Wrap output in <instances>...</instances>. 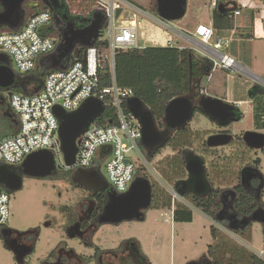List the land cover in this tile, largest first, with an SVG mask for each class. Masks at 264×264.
I'll use <instances>...</instances> for the list:
<instances>
[{
    "label": "built area",
    "instance_id": "1",
    "mask_svg": "<svg viewBox=\"0 0 264 264\" xmlns=\"http://www.w3.org/2000/svg\"><path fill=\"white\" fill-rule=\"evenodd\" d=\"M99 7L106 26L97 41H106L108 46L99 49L86 48L82 61L67 63L66 66L52 68L45 77L39 91L32 94H13L9 98V108L18 119L16 132L0 137V165L18 167L25 158L38 150H48L53 154L57 171L80 169H98L104 166L108 186L117 194L128 191L136 178L137 166L130 153L135 151L139 158L141 129L137 119L123 108V103L132 97L131 89L117 86L114 77V57L118 51L140 48L138 45L137 15H143L159 25H164L156 14L141 10L130 0H94ZM217 0H210L216 8ZM129 11H128V10ZM119 10V14L116 11ZM127 10V12H124ZM234 16L240 12L235 10ZM48 11L34 13L23 25L10 33L0 34V51L10 60L18 73L30 75L39 60L53 51L56 44L53 37L44 36L42 27L48 25ZM197 39H193L194 37ZM191 43L195 51L207 57L213 68L233 73L247 74L236 60L220 50L224 40L215 36L212 26L198 25L194 34H182ZM96 41V42H97ZM166 46H172L170 41ZM55 65V64H54ZM107 68L111 83L101 85L102 72ZM264 85V82L261 83ZM100 100L106 107H112L115 121L103 123L94 119L86 131L80 135L74 163L68 166L64 162L58 138V119L54 108L59 107L70 113L76 111L88 98ZM105 112V111H104ZM147 161V160H146ZM10 217V192L0 186V236Z\"/></svg>",
    "mask_w": 264,
    "mask_h": 264
},
{
    "label": "rangeland",
    "instance_id": "2",
    "mask_svg": "<svg viewBox=\"0 0 264 264\" xmlns=\"http://www.w3.org/2000/svg\"><path fill=\"white\" fill-rule=\"evenodd\" d=\"M28 1L36 2V0ZM91 1L92 0H85V2H82V0H73L69 1V4L75 15L80 13L82 15H91L94 10H99V7ZM130 1L139 6L141 10H144L145 12L150 13L151 16H154L151 14V12L155 13V4H153L154 0ZM233 1L236 5H240L239 2L243 0H237V2L235 0ZM250 1L257 6H253V11L255 12L254 17L258 19L260 16L264 15V0ZM205 2H207V0H187V11L185 16L181 20L167 23V25L174 30L176 29L181 32L182 30H185V32L193 33L198 24H203L202 18L207 20L210 17L208 12H206L203 17H200V12L205 9L203 6L198 9V3L203 5ZM28 3L29 2H27V5ZM25 4L23 3L22 8L27 10L28 8H26ZM40 8L38 10H41ZM127 10H124V12H127ZM239 12V17L233 18V24L236 25L244 20L246 21L245 25H247L249 17L246 13L249 11L240 9ZM136 21L139 27L138 45L140 48L147 46H161L163 44L165 45L164 40L167 38L173 42V46L179 47L180 45H186L191 48H195L183 37L179 38L173 31L165 29L162 25H158L152 20V18L149 19L138 14ZM48 26H50V23L43 26L41 30L48 28ZM10 30H12L10 27H6L4 32L6 33ZM185 32L183 31L182 33ZM150 34H152V36ZM155 34H159L160 36L158 37ZM58 35L59 33L53 35L56 46L61 38L60 35ZM193 39L197 38L194 37ZM262 46L263 44L261 47ZM229 47L230 46L224 45L220 51L224 54H229ZM250 47L252 48V46L249 45H242L240 47V52L246 51L247 53ZM257 50H259V54L251 55L249 51L247 56L256 62L261 63L264 67V51L260 50L258 47ZM0 53L4 54L3 51H0ZM195 53L202 56L199 52ZM236 62L249 69L260 79L264 80V72L259 73L255 69L246 67L240 62V60H237ZM35 63V68L39 67L38 58ZM11 66L15 72L18 73L14 65ZM217 74L218 75L207 79V81L204 80L208 83V87H206L208 93L213 95L218 94V96L223 97L224 91L221 92L219 90L217 92V90H214L215 81L216 83H221V81L223 82V79L226 78V74H231L233 79H228L229 83H232L233 81V91L236 94L233 98L230 97V100L239 99L243 102H247L245 96L243 95V91L251 85L252 82L250 80H247L243 74H240V72L230 73L219 69ZM260 85L264 87V85ZM0 93H2L5 99L9 101L5 90H2ZM247 103H244V105H248ZM244 105L241 106V108L243 107L246 110L245 117L242 121L233 123L231 126L233 129L239 127V133L246 128L250 129L252 122V108L244 107ZM197 120L200 121V129L205 130L211 127L210 122L206 118L196 114L190 122L191 129H197L195 126V122ZM139 148L143 155V160L138 157L135 151L130 153L132 158L135 160L134 162L139 170V173L145 174L146 177H149L151 181L153 180L161 187L164 181L159 176L160 173L157 171V164L166 156L175 155L176 152H173L170 147H167L162 149L160 154H157L156 156H148L141 145H139ZM225 151L228 152L229 149H225ZM261 158V171L264 174V156H261ZM146 159H150L151 161L148 163ZM204 160L208 163L209 158L206 157ZM100 172L106 179L103 165L100 168ZM69 175V172L57 171L56 175L46 178L24 177L21 189L10 192V217L7 227L10 230H15L17 233L27 238V240H32L35 243L33 253L28 257L27 263L40 264V262L46 259L50 253L55 254L57 252L56 248L59 244H61L62 248H72L76 250V253H80L81 256L83 255V257H86L85 253L87 252V248L85 249V246L79 240L71 239L69 236L70 233L66 232V227L63 223L65 215L66 217H70L76 214L77 211H75V207L76 210H78L77 206L81 202V199L87 195L85 190L76 187L71 181H69ZM167 190L170 191V188H167ZM262 201L264 202V197L262 198ZM79 210H82V208L80 207ZM191 212V223H175L171 219V210H163V212L146 210L144 212V220L123 221L117 224H99L101 227L95 234L94 240L100 247L108 248L113 242L121 244V241L123 240L133 239L139 243L143 254L151 264H186L192 260L199 261L200 257L206 254L208 246L213 245L214 241H212L210 236V223L204 220L199 211L191 209ZM214 227L221 234H223V236L231 239V241L236 245H241L252 253L259 254L261 252L264 260V240L262 239L261 229L258 225L253 224L250 232L245 235L248 240H242L241 237L229 233L227 230L218 225ZM0 264H19L13 258L7 248L5 240L1 236Z\"/></svg>",
    "mask_w": 264,
    "mask_h": 264
},
{
    "label": "flooded vegetation",
    "instance_id": "3",
    "mask_svg": "<svg viewBox=\"0 0 264 264\" xmlns=\"http://www.w3.org/2000/svg\"><path fill=\"white\" fill-rule=\"evenodd\" d=\"M38 1L49 6V23L53 24L60 37L62 33H69L73 29V22L66 20L63 15L62 17L56 9L50 6L47 0ZM27 2L30 3L28 0H25L23 3H26V8H29V3L27 5ZM76 48L77 46L74 47V51ZM55 54H57L58 57H64V48L62 46H55L52 52L43 57L41 67H45V69L50 68L49 62ZM193 59L195 61L194 74L190 76L188 92L182 96H190L192 99V118L196 114H199L210 122L211 127L205 130L200 129V121L198 120L195 122L196 130L191 129V121L187 124L185 128L191 130L193 135L191 145L185 147L181 152L185 173L182 174L181 178L173 180L172 183L167 182V180L164 181L161 188L171 197V211H174L177 206L176 204H182L190 209H195L202 214L204 220L208 221L210 225H218L229 233L241 237L242 240H248L245 235L250 232L252 225L256 224L260 227L261 236L264 240V202L262 201L264 197V174L261 171V156H264V87L260 84H256L260 79L259 77L247 71L245 67H242L247 74H240H243L247 80L252 82L251 85L243 91V95L248 103L239 99L230 100V97L233 98L236 93L229 89L228 86L230 83L227 82V79H223L224 86L222 81L218 83L220 85L219 89L214 86V90L224 91L223 97L218 96V94H210L207 92L206 88L208 87V83L204 80L207 81V79H209L212 74L211 72L215 70V68H213L211 61L205 56L196 55ZM0 60V62H4L5 57L0 55ZM191 67L190 65V69ZM233 84L232 81V87ZM204 96L217 98L224 103L233 105V111L238 120L227 122L229 118L225 116L222 108L215 109L214 113H216L217 116L213 119L205 115L198 104L199 99ZM244 103L248 105L245 106ZM243 105L244 107L252 108V122L250 129L246 128L239 133V127L233 129L231 126L233 123L242 121L245 117L246 110L243 107L241 108ZM162 129H164V124ZM175 132L176 131L172 132L170 136ZM246 133H251L247 139L252 145H249L248 142L244 140V134ZM225 149H229V151L226 152ZM189 152L200 157L204 162L205 180L208 189L205 190L204 193L199 191L198 195H194L187 191L183 192L181 189V183L189 178L186 169V156H188ZM206 157L209 158L208 163L204 160ZM256 161H259V166L254 164ZM68 172L70 174L68 177L69 181L76 187L85 190L87 195L81 199V202L77 206L78 210H76L75 207V211H77L76 214L73 213L75 219L69 221L67 219L68 217L65 215L63 223L66 227V232H73V237L85 245V241L91 240L101 227L97 222V216L99 215V213H97V205L99 204V199H102V195L105 197L106 201L105 192L100 191L106 179L101 172L100 174L102 177L97 178L92 176V173L87 172L86 169L77 168ZM24 177L26 176H23L22 180ZM148 180L151 185V180ZM108 188L110 187L108 186ZM167 188H170V191L167 190ZM246 196L250 197L255 205L254 209L248 214H244L238 208V204H242L243 198ZM196 200H200L204 206L213 211L212 215H205L197 209L193 203H190V201L199 203ZM80 207L82 210H79ZM147 210L152 209L148 208ZM153 211L163 212V210ZM144 219L145 218L142 220ZM248 226L250 229L245 234L243 233L244 236H242L244 228ZM1 237L5 240L8 250L17 263L30 264L27 263V259L34 250L35 243L32 240H27V238L23 237L15 230L6 232L5 229L2 231ZM56 250L57 252L55 254L50 253L40 264H84L90 260L89 257H83V255L77 254L72 248H62L61 244L58 245ZM98 254L97 258L102 260V264H151L143 254L139 243L133 239L123 240L118 248L102 250ZM254 254L262 258L261 252L259 254ZM198 262L199 264H208L202 260V257H200Z\"/></svg>",
    "mask_w": 264,
    "mask_h": 264
},
{
    "label": "trees",
    "instance_id": "4",
    "mask_svg": "<svg viewBox=\"0 0 264 264\" xmlns=\"http://www.w3.org/2000/svg\"><path fill=\"white\" fill-rule=\"evenodd\" d=\"M38 1V0H37ZM50 6L66 20L72 21L74 28L85 27L89 19L94 18L102 24L100 35L106 26V22L101 16L99 10H94L91 15H75L71 10L69 1L73 0H47ZM85 0H82V2ZM39 2L38 8L34 11L25 10V17L31 16L33 13H39L48 11L49 6ZM94 4L95 1L92 0ZM154 4V1H153ZM221 4L225 8L232 7V12H219L214 9L212 13V28L215 31H227L233 28V12L239 8L231 0H217V5ZM41 7V8H40ZM154 7V6H153ZM41 10H38V9ZM2 11L0 5V12ZM32 12V14H31ZM151 14H155L151 12ZM62 16V17H63ZM7 25H0V34L5 33L4 30ZM12 29V28H11ZM14 31L10 30V33ZM44 36L53 37L58 34L57 30L50 24L48 28L41 31ZM59 36V35H58ZM58 45V44H57ZM99 49L106 48L108 43L106 41H97L94 44ZM77 50L73 51L71 55H65L59 57L60 66H66L67 63H74L76 61H82L86 47L77 46ZM0 55H3L0 53ZM197 54L191 48H181L177 46H147L141 48L129 49L126 51H118L114 57V77L115 82L120 88H128L132 90V97L140 99L144 105L150 110L155 120V123L159 129H162V118L164 115V109L168 102L173 98L180 97L186 94L189 90L190 76L194 74L195 61L194 57ZM4 56V55H3ZM5 61H6V56ZM4 61V62H5ZM190 65L192 66L190 69ZM53 66V65H52ZM58 67V65H56ZM105 68L102 72L101 85L108 86L111 83L110 74ZM52 71V69L45 67L35 68L31 75H16L15 86L10 88L9 91L13 94H32L38 91L45 77ZM2 89H0V92ZM7 92V91H6ZM124 110L128 113L129 110L126 106V101L123 103ZM116 116L112 107H106L104 115L100 118L103 123L115 121ZM4 126L6 128L12 127L16 132L18 129V119L16 115L10 110L9 103L5 99L2 93H0V129ZM192 132L188 128L176 131L167 140L166 145L163 148L170 147L175 155L166 156L158 162L157 171L163 181L172 183L173 180L181 178L184 172L183 160L181 158V152L185 147H189L192 143ZM159 149L155 152L154 156L160 154ZM150 158V157H149ZM149 163L150 159H146ZM256 166H259V161L254 162ZM136 177H146L145 174L139 173V170L135 171ZM152 185V200L150 209L152 210H170L171 197L167 194L159 185L153 180ZM178 186V185H177ZM190 201L197 209L203 212L205 215H212L208 207L204 206L200 200ZM105 203V197L102 195V199H99L97 205V213H100ZM176 208L172 211V221L175 223H191L192 212L191 209L182 204H176ZM255 205L246 196L243 198L242 204H238V208L244 214L250 213L254 209ZM74 216L68 217L69 221L74 220ZM250 227L244 228L242 234L246 233ZM210 236L213 245H209L206 254L202 256V260L208 264H264V260L258 257L256 254L248 251L241 245H236L231 239L223 236L213 225L210 226ZM244 234L242 236H244Z\"/></svg>",
    "mask_w": 264,
    "mask_h": 264
},
{
    "label": "water",
    "instance_id": "5",
    "mask_svg": "<svg viewBox=\"0 0 264 264\" xmlns=\"http://www.w3.org/2000/svg\"><path fill=\"white\" fill-rule=\"evenodd\" d=\"M24 1L0 0L2 8L0 25L10 27L11 24L15 28L24 14L22 8ZM154 4L155 14L168 23L181 20L187 10V0H154ZM37 6H39L38 2ZM216 10L219 12H232L233 9L232 7L225 8L223 5L218 4ZM116 14H119V10L116 11ZM101 28L102 24L93 15L85 27L74 28L73 26L69 33H62L57 47L62 46L64 54L68 56L72 54L75 46L92 48L100 35ZM51 60L53 62L52 68H55L56 65L60 66V59L57 54ZM41 63L42 59L39 60L40 66ZM259 81L256 84L264 82L262 79H259ZM15 82L16 74L11 69L9 58L6 57L5 62H0V89L7 91L8 98L12 95L9 89L15 86ZM198 104L201 111L211 119L217 116L214 113L215 109L222 108L225 116L229 118L227 122L238 120L235 117L233 105L224 103L220 99L204 96L199 99ZM126 106L140 125V143L148 156H153L157 150L162 149L172 132L184 129L191 121L193 115V102L190 96L173 98L164 109L162 119L164 129L159 130L152 113L140 99L131 97L126 101ZM53 111L59 123L58 138L64 162L66 165L71 166L74 163L80 135L86 131L94 119L103 115L105 107L100 100L92 97L84 101L76 111L67 113L59 107H55ZM249 135L251 133L244 134V140L249 145H252L247 139ZM203 163L200 157L192 152L188 153V156H186V169L189 178L181 183L183 192L187 191L198 195L199 191L204 193L208 189ZM86 171L97 178L102 177L98 169H86ZM56 173L57 168L54 164L53 154L48 150H38L29 154L18 167L0 165V186L9 192H14L21 189L23 176L46 178L54 176ZM104 183L100 191L105 192L106 201L97 216L99 224H117L131 220L140 221L144 218V211L150 207L152 200V188L148 179L136 177L128 191L122 194H117L108 188L107 181L104 180ZM5 231L9 232L10 230L5 229ZM186 264H199V262L192 260Z\"/></svg>",
    "mask_w": 264,
    "mask_h": 264
},
{
    "label": "crops",
    "instance_id": "6",
    "mask_svg": "<svg viewBox=\"0 0 264 264\" xmlns=\"http://www.w3.org/2000/svg\"><path fill=\"white\" fill-rule=\"evenodd\" d=\"M235 1L237 2V0H235ZM36 2H30L28 9L34 11L36 8H38ZM239 3H240V5H239V8L237 9L238 11L240 9L249 11L248 13H246V15L249 17L248 24L245 25L246 21L243 20V21L237 23L236 25H233V28L231 30H227V31H215L214 30L215 31V36L221 37L224 40V45L225 46H230L229 47V54H227L228 56L234 58L236 61L240 60V62L243 63V65H245L246 67L255 69L259 73H261V72L263 73L264 72V67L261 65V63L254 61L252 58H249L247 56V53L250 51L251 55L259 54L260 52H259V50H257V47L260 48V50L264 51V26H263L264 15L260 16V18H258V19H256L254 17L255 12L253 11V9H254V7H257V6L254 3H252V1H250V0L249 1L248 0H243V1L239 2ZM198 4H199L198 5V9L201 6H203L204 9H205L204 11L202 10V12H200V17H203L206 14V12H208L210 14L209 19L205 20V19L202 18V23L203 24H198V25H204V26H207V27L212 26V13H213L215 8H212L209 0H207V2H205L203 5L200 4V3H198ZM33 5H34V7H33ZM239 15L238 16H234V14H233V18H237V17H239ZM27 18H28V16L25 17V10H24V14L19 19V22L17 23V26H15V28H14L10 24V28H12L13 30H18L23 25V23L25 22V20ZM162 26L165 29H167V30L173 31L174 34L177 37H179V38L180 37L182 38V34H190V35H192L195 32V30H194L193 33L185 32V30H182V32L183 31L185 32V33H182L181 31H178L176 29L174 30V29L170 28L166 23H164V25H162ZM150 33H152V32H150ZM150 35L152 36V34H150ZM155 35L158 36V37L160 36L159 34H155ZM167 41H170V39L167 38V39L164 40L165 45H166ZM171 43L173 44V42H171ZM262 44H263V46L261 47ZM165 45L163 44L161 46H165ZM242 45H249V46H252V48L250 47V49H248L247 53H246V51L240 52V47ZM179 47L191 48L190 46H186V45H180ZM195 52H197V51H195ZM199 54L202 55L201 53H199ZM242 67H244V66H242ZM218 71H219V69L213 70L211 72L212 74L209 77V79L212 78L215 75H218L217 74ZM247 71L251 72L249 69H247ZM228 78L229 79H233V76L231 74H228V75L226 74V78L225 79H227V82L229 83V79ZM231 84L232 83H230V85L228 87H229L230 90H233V87H232ZM214 86L217 89L220 88V85L218 83H216V81H215ZM217 91H219V90H217ZM14 132L15 131L13 130L12 127L6 128V127L2 126L1 129H0V137H4V136H7V135H10V134H12ZM7 229H9V228L7 227ZM69 233H70L69 236L71 237V239H73L74 238L73 237L74 233L71 232V231H69ZM94 236L91 238V240L89 239V240L85 241L86 243H85L84 246H85V249L87 248V252L85 253V255H86V257H89L90 260L88 262H85L84 264H87V263H90V264H92V263H94V264H102V260L97 258L98 255H99L98 253L100 251H102V250L116 249L119 246L118 242H113L108 248H102L98 244L95 243ZM75 251L76 250H74V252ZM262 258H263V255H262Z\"/></svg>",
    "mask_w": 264,
    "mask_h": 264
}]
</instances>
